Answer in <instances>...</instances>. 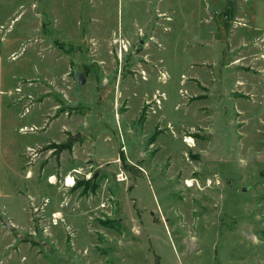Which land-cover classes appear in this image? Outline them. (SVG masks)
<instances>
[{
  "label": "rangeland",
  "instance_id": "374dc122",
  "mask_svg": "<svg viewBox=\"0 0 264 264\" xmlns=\"http://www.w3.org/2000/svg\"><path fill=\"white\" fill-rule=\"evenodd\" d=\"M263 34L264 0H0V264H264Z\"/></svg>",
  "mask_w": 264,
  "mask_h": 264
},
{
  "label": "crops",
  "instance_id": "0c3cea01",
  "mask_svg": "<svg viewBox=\"0 0 264 264\" xmlns=\"http://www.w3.org/2000/svg\"><path fill=\"white\" fill-rule=\"evenodd\" d=\"M264 36V34L263 35H261V36H259L260 38H264L263 37ZM259 38V39H260ZM264 40V39H263ZM0 42H1V45H2V42H4L3 40H0ZM14 53H12V54H10L9 55V57H11L12 55H13ZM13 58H15V55L11 58V59H13ZM261 60H263V57H262V59ZM1 57H0V83H1V81H2V79H1ZM15 90H16V92H19L18 94H16L15 93ZM15 93V94H14ZM14 94V95H13ZM27 94H29V96L28 97H31V95H32V92H30V91H27V93L25 94V93H22V88L21 87H14V91L13 90H11V89H7L6 91H4V90H1L0 89V145H1V133H2V130H1V128H2V124H4L6 121H8V119L11 117V116H9V117H4V111H5V108H4V97L6 96L7 98H9V99H11V97L13 96L14 97V99L11 101V103H12V105H16L17 106V104L19 103V100H20V98L21 97H24V96H26ZM33 96V95H32ZM7 107H9L10 105H6ZM10 108V107H9ZM9 108H7L6 109V111L9 109ZM9 111V110H8ZM22 114V113H21ZM8 115H11V111L9 112V114ZM0 153H1V148H0ZM0 184H1V181H0ZM0 194H1V190H0Z\"/></svg>",
  "mask_w": 264,
  "mask_h": 264
},
{
  "label": "water",
  "instance_id": "95a60500",
  "mask_svg": "<svg viewBox=\"0 0 264 264\" xmlns=\"http://www.w3.org/2000/svg\"><path fill=\"white\" fill-rule=\"evenodd\" d=\"M74 77L79 85H83L85 83V76L83 74L75 72ZM8 228L12 231L14 230V227L10 225H8Z\"/></svg>",
  "mask_w": 264,
  "mask_h": 264
},
{
  "label": "bare ground",
  "instance_id": "6f19581e",
  "mask_svg": "<svg viewBox=\"0 0 264 264\" xmlns=\"http://www.w3.org/2000/svg\"><path fill=\"white\" fill-rule=\"evenodd\" d=\"M184 142H186V143H188V144H192V139L190 138V137H186V139H185V141ZM190 146V145H189ZM194 146V145H193ZM68 179V180H67ZM66 179V184L65 185H67V182H68V184H70V185H72L73 184V179L71 178V177H69V178H67ZM187 185L188 186H190V182L189 181H187Z\"/></svg>",
  "mask_w": 264,
  "mask_h": 264
},
{
  "label": "trees",
  "instance_id": "16d2710c",
  "mask_svg": "<svg viewBox=\"0 0 264 264\" xmlns=\"http://www.w3.org/2000/svg\"><path fill=\"white\" fill-rule=\"evenodd\" d=\"M71 145H72V143H71V139H70V141L67 142L66 145H64L63 147H61V148H59V149H66V148H67V149H70Z\"/></svg>",
  "mask_w": 264,
  "mask_h": 264
},
{
  "label": "built area",
  "instance_id": "2783aa9c",
  "mask_svg": "<svg viewBox=\"0 0 264 264\" xmlns=\"http://www.w3.org/2000/svg\"><path fill=\"white\" fill-rule=\"evenodd\" d=\"M117 176H118V178H121V174H118ZM66 179H67V178H66ZM65 182H66V181H65Z\"/></svg>",
  "mask_w": 264,
  "mask_h": 264
}]
</instances>
